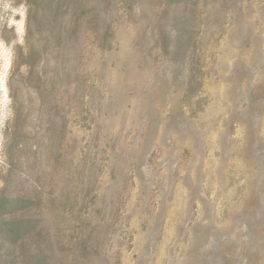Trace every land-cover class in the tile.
Instances as JSON below:
<instances>
[{
  "label": "rangeland",
  "instance_id": "1",
  "mask_svg": "<svg viewBox=\"0 0 264 264\" xmlns=\"http://www.w3.org/2000/svg\"><path fill=\"white\" fill-rule=\"evenodd\" d=\"M0 264H264V0H0Z\"/></svg>",
  "mask_w": 264,
  "mask_h": 264
}]
</instances>
